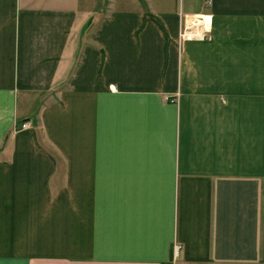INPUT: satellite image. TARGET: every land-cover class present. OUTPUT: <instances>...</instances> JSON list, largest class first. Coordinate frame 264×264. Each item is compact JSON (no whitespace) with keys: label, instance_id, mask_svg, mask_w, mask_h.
I'll use <instances>...</instances> for the list:
<instances>
[{"label":"crops","instance_id":"1","mask_svg":"<svg viewBox=\"0 0 264 264\" xmlns=\"http://www.w3.org/2000/svg\"><path fill=\"white\" fill-rule=\"evenodd\" d=\"M0 264H264V0H0Z\"/></svg>","mask_w":264,"mask_h":264},{"label":"bare ground","instance_id":"2","mask_svg":"<svg viewBox=\"0 0 264 264\" xmlns=\"http://www.w3.org/2000/svg\"><path fill=\"white\" fill-rule=\"evenodd\" d=\"M202 20H205V23L207 24V26L204 25V21ZM191 22L194 28L188 31V33L186 34L187 36H192L188 38H195V37H199L202 39L211 38V36L206 34V32L210 30V27H209L210 19L208 16H199L198 18H196V20H192ZM186 35L184 37H187Z\"/></svg>","mask_w":264,"mask_h":264},{"label":"rangeland","instance_id":"3","mask_svg":"<svg viewBox=\"0 0 264 264\" xmlns=\"http://www.w3.org/2000/svg\"><path fill=\"white\" fill-rule=\"evenodd\" d=\"M202 21H204V25L207 26V24L205 23V20H202ZM210 24H211V21H210ZM209 27H210V25H209ZM210 31H211V29L208 32H206V34L209 35V36H210V34H208V33H210ZM187 37H192V36H187ZM39 55L42 56V54H39ZM35 56H37V55H35ZM63 88H64L63 86H52L50 93H47L44 96L45 98L49 99V100H46L47 104H51V103H54L55 101H57L59 99L60 92L63 90ZM169 98L171 99V101H173V100L175 101L176 100V98H174V96H169ZM21 123L22 122H20L19 127H22V128L25 127V126L27 127V126H31L32 125V123L29 122V121L28 122H24V124H21ZM33 123H34V125H36V121H33ZM40 131H41L42 135H45L44 132H43V128L40 127ZM47 148L50 151L51 147L49 145H48Z\"/></svg>","mask_w":264,"mask_h":264},{"label":"built area","instance_id":"4","mask_svg":"<svg viewBox=\"0 0 264 264\" xmlns=\"http://www.w3.org/2000/svg\"><path fill=\"white\" fill-rule=\"evenodd\" d=\"M200 15H195V16H192V17H185V26H184V30H183V36H185L188 31L192 30L194 27H193V24H192V20H196V18H198ZM206 37V36H205ZM179 249H180V246L179 245H175V256L178 255V252H179Z\"/></svg>","mask_w":264,"mask_h":264}]
</instances>
